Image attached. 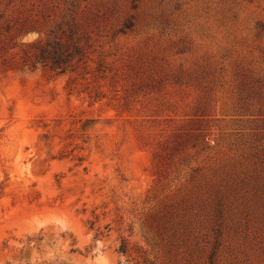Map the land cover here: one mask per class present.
<instances>
[{
    "label": "rangeland",
    "instance_id": "obj_1",
    "mask_svg": "<svg viewBox=\"0 0 264 264\" xmlns=\"http://www.w3.org/2000/svg\"><path fill=\"white\" fill-rule=\"evenodd\" d=\"M0 264H264V0H0Z\"/></svg>",
    "mask_w": 264,
    "mask_h": 264
},
{
    "label": "trees",
    "instance_id": "obj_2",
    "mask_svg": "<svg viewBox=\"0 0 264 264\" xmlns=\"http://www.w3.org/2000/svg\"><path fill=\"white\" fill-rule=\"evenodd\" d=\"M75 35L76 31L70 28L69 34L63 31L61 35L54 34L45 42L38 41L33 46L34 50L26 54L25 66L36 69L41 65L61 73L75 70L82 64L84 57L80 39ZM122 251H125V245Z\"/></svg>",
    "mask_w": 264,
    "mask_h": 264
}]
</instances>
